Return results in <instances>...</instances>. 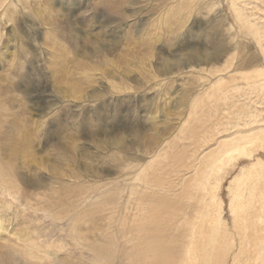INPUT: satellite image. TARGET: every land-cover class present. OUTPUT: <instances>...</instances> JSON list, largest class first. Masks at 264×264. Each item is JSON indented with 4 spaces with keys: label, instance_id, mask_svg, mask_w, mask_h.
Masks as SVG:
<instances>
[{
    "label": "rangeland",
    "instance_id": "374dc122",
    "mask_svg": "<svg viewBox=\"0 0 264 264\" xmlns=\"http://www.w3.org/2000/svg\"><path fill=\"white\" fill-rule=\"evenodd\" d=\"M17 1L7 0L0 8V45L7 41L6 38L16 41L19 36L23 38L20 31L24 29L36 40L32 47L23 42V48L30 47L35 54L33 58V54H22V66L7 64L0 55V140L2 135L6 138L12 134L19 135V129H14V124H18L30 135L34 146L30 150L25 149L20 140L22 136H16L20 141L17 143L14 140L17 149H20L26 162L14 161L13 170L1 164L0 159V218L5 220L7 228L16 234L29 235L32 241L23 242L15 235L7 234L8 238L1 242L0 264H135L129 254L137 243L140 244L137 253L143 262L146 259L144 255L150 259L154 257L155 245L150 243L159 244L156 232L163 231V226L168 224L166 218L158 226L154 218L169 216L173 209L185 205L186 201L197 203L201 193H205L207 199L204 211H209L212 219L220 213L222 230L230 235V239L223 238L225 244L217 257L227 258V264L241 261L243 255L240 253L237 258L241 257L233 260L240 247V241L234 239V235L241 227L242 232H245L247 225L245 221H239L238 209L242 204L250 205L251 210L256 208L254 219H257V214L264 215V140H255L245 145L244 149L239 147L230 156L222 157L216 173L215 166H212L208 181L206 177L210 167L205 157L217 150V143L231 141L237 133L264 130V90L251 94V89H248L243 79V76L256 77L258 70H264V54L255 39L241 31L233 11V7L239 8L253 24L262 26L264 0H65L64 5H61L62 0H23L5 15V7ZM58 2L67 9L60 16L52 9L57 8ZM51 3L53 7L49 5ZM9 14H12V19ZM63 14L72 15V18L67 15L65 18ZM26 18L37 26L42 25L43 30L32 32L28 27L32 25L27 24ZM168 24H172V32L167 31ZM198 32L200 35L197 36ZM206 33L210 39L205 38ZM197 38L200 45L210 50L219 39L226 44H234L229 52L232 60H229V54L223 57V60H228L230 67L221 76L207 74V70L202 71L200 68L192 71L175 70L173 75L160 71L156 54L170 58L162 47L169 46L173 50L182 46L180 48L185 50ZM262 44L264 47V41ZM252 55L259 61L250 65L247 58ZM221 64L224 61L219 60L204 67L219 69L223 68ZM36 68H40V72ZM107 70L116 73L115 79L109 78L114 80L117 88L108 91L100 99L105 101L104 104L83 101L95 83L102 81L103 85L106 84ZM220 77L224 78L223 90L217 87ZM261 78L264 79V75ZM170 79L174 80L171 84L168 83ZM231 79L236 81L228 83ZM144 83L156 87L151 97L158 94V98H161L160 104L148 108V113L156 112L155 115H159L163 109L167 113L173 112L170 120L174 121L178 129L167 140L172 146L170 149L164 143L168 135L166 124L160 122V116L153 119L154 115L151 114L152 119L145 116L141 118L140 107L150 104L146 94L148 91L141 87ZM235 86L241 91L233 92ZM60 89L64 91L59 92ZM95 89L98 90V86ZM175 90L182 91V98L186 99L183 106L178 108L173 107L176 102L170 101L165 94ZM247 93L257 101L252 104L255 107L257 103L255 108L260 117L255 118L250 127H243V124L240 125L243 122H239L238 118L247 110ZM31 94L36 96L34 100ZM141 95L144 98L142 102ZM219 95L224 98L219 99ZM64 96L70 100H64ZM196 96L201 98L198 114L189 117L188 107ZM58 104L62 109L45 115L49 108L53 109ZM114 111L122 112V116L116 112L114 114ZM153 127L160 130L153 131ZM116 129L127 134L125 150L102 151V146L108 145L109 141V137L104 134ZM131 130L137 131L142 141L134 143ZM197 136L200 139L196 144ZM194 150L199 154L196 170L186 174L183 172L184 177L182 174L174 176L172 171L192 157ZM157 154L159 157L154 159ZM201 160L205 164L204 176L200 175ZM38 162H43L44 169L38 166ZM55 162L61 168L60 180H56L49 172ZM139 168L144 169L136 171ZM136 172L140 173L138 177ZM23 175L30 177L29 184L22 183L25 180ZM193 175L194 178L189 180ZM156 181L170 187L166 193L156 194L155 198L160 200L151 203L155 198L147 197L154 195V192L145 187L146 183ZM41 183H45L42 188ZM117 183H126V189L121 193L125 206L129 207L125 213L127 215L119 223L116 221L117 212L102 214L97 209L89 215L82 205L78 204L76 208L68 200L69 191L76 187L103 184L114 189L106 194L114 198ZM132 185H137L139 192H142L144 210L140 218L145 220L142 225L152 232V237L139 242L134 240L133 244H129V237L136 239L143 236H138L136 232L131 234L133 222L138 216L137 202L141 196L128 198V189ZM24 189L29 192V197L20 200ZM102 189L108 190L105 186ZM16 190L19 196L12 195ZM56 195H61L65 202L58 201L56 204ZM61 202L66 203L73 212H69ZM151 207H163V211L153 213ZM76 213V221H69V215ZM88 216L92 218L88 219ZM254 222L258 223L257 220ZM258 224L259 234L264 238V222ZM231 243L233 250L228 254ZM97 247H104L111 253L106 263L95 261L97 257L93 260L94 252H98ZM146 251H149L148 254H145ZM143 264L151 262L145 260Z\"/></svg>",
    "mask_w": 264,
    "mask_h": 264
},
{
    "label": "bare ground",
    "instance_id": "6f19581e",
    "mask_svg": "<svg viewBox=\"0 0 264 264\" xmlns=\"http://www.w3.org/2000/svg\"><path fill=\"white\" fill-rule=\"evenodd\" d=\"M18 2H24V1L18 0L17 2H15V3L12 2L9 6L5 7V8H7V9H4L6 11L5 15L7 12L10 13V10L12 11L13 7H17ZM60 2H61V5L66 4L65 0H62ZM60 2H58L57 8H54L52 3L49 4L50 6L53 7L52 9H54L56 13H59V16L62 13H64L65 11H67V9H65L63 6L60 5ZM6 3H7V0H0V8L2 6H4ZM233 5L235 6V3H233ZM190 9H191V7H190ZM176 10L178 11L177 8H176ZM233 11H234V14L236 15V19H237L238 23H240L239 26H241L240 27L241 31H243V32L245 31L246 34H248L249 36H252L255 39V41L260 45L262 53L264 54V47L262 44V42L264 41V25L256 26L255 24H253L246 17V15L243 13V11L240 10L239 8L233 7ZM5 15H3V16H5ZM9 15L11 16V19H12L13 18L12 14H9ZM66 15L67 14H63V16H65V18H66ZM67 16H70V15H67ZM70 17L72 18V15ZM19 21L21 22L20 19H19ZM25 21H27V24L30 23L32 25V26H28L32 30V32L36 33V32H40L41 30H43L41 28L42 25L40 26L38 24L39 26H37L33 21H31L28 18H26ZM104 24L106 25L107 23H104ZM167 26H168L167 31L172 32V24H168ZM38 27L40 29L36 30V28H38ZM99 28H101V26ZM20 32H21V34H22L21 36H23V38L22 37L20 38V36L17 37L18 42L16 40H14L13 38H6L7 41H5L2 45H0V55L2 57V60L7 64H12V65L18 64V65L22 66L21 65L22 60L24 59L22 54H25V55L26 54L27 55L33 54L31 56V58L34 57V54H35L34 50L30 47L29 48H23L22 43L27 42V44H29L32 47V43H34L35 42L34 40H36V39L31 38L32 35L30 36L27 32H24V29L21 30ZM17 34H19V32H17ZM37 34L40 35L41 33H37ZM167 34H169V33H167ZM198 35H200L199 32H198L197 36ZM197 36L193 37V39H195ZM24 37H25L26 41H24ZM77 38L74 39V41H76ZM205 38L210 39L209 34H207L205 36ZM198 41H199V39L197 38V40H196L197 43L194 42V43L186 46V49H185L186 51L183 50L182 48H180L182 46L178 47L177 49H173V50H170L171 48L169 46L162 47V50L170 58H165L166 56L162 57V56H159L158 54H156L157 64L160 67V71L162 73H168L170 75H173L175 70L180 71V70L185 69L187 71H192V70H199L198 68H200L202 71H204V69L207 70V74L208 73L213 74V75L218 74V76L219 75L221 76L222 72H225V70H227L230 67L228 60H223V57H225L229 54V52L233 49L234 44L232 42L226 44L225 42H222L221 39H219V41L217 43L216 42L213 43L214 44L213 48H212V50H210V49L205 48L203 45H200L198 43ZM98 53H99V51H98ZM228 57H229V60H232V57H230V54ZM227 58H225V59H227ZM247 59H249L250 65H253L254 63L259 61L255 55L254 56L252 55L251 57H248ZM219 60L224 61V64H221L223 68L218 69V68L204 67V66L213 65L214 62H218ZM35 70L37 72H40V68H36ZM211 70L214 71L215 73H212ZM263 71L258 70L256 72L258 74V76L253 77V78L243 76V79L248 84V89H251V94L254 91L264 90V79L261 78L262 75H264ZM131 72L132 71L128 72V74H130ZM109 77H111L112 79H115L116 73L114 71L107 70V74L105 77V82L107 85L106 84L103 85L102 81L100 83L98 81V83H95L96 85H94V86L95 87L98 86L99 89L97 90L94 87L90 91L88 96H86L87 99H84L83 101L87 100V101H90V103L91 102H94V103L98 102L99 104H104L105 101H101L100 99H102L104 97L105 93H108V91L113 90L114 88H117L114 80H110ZM173 81H174L173 79H170L168 83L171 84ZM235 81H236L235 79H231L228 83H233ZM91 82H93V81H91ZM217 84H218L217 87L219 88V90H223L222 86L224 84V78L220 77V79H218V81H217ZM141 87L148 91L146 93V94H148V97H149L147 100L150 101V104H147L145 106L140 107L141 118L145 116V117L152 119L151 114L154 115L153 119L160 116V118H161L160 122L166 124L165 130H167L166 135H168L165 138L164 143H167V148L170 149V148H172V146H170V144L167 140L170 137H172L173 133L178 129V126H176V124H173L174 121L170 120V118H171L170 116H172L173 112L170 111L167 113V112H164L165 109H163L164 111H162L160 109L161 111H160L159 115H155L156 112L148 113V108L150 106L154 107V106L160 104L159 101L161 100V98L160 99L158 98V94L157 95L154 94L151 97V94L155 92L154 89L156 90L155 86L151 87L147 83H144ZM2 88H4V87H2ZM127 89H129V88H126L125 90H127ZM239 90L241 91V88H239V87L237 88L235 86V88H233V92H235V93L239 92ZM61 91H64V90L60 89L59 92H61ZM56 92L58 93V89ZM165 94L170 101L176 102L175 103L176 105H173V107H176V108L183 106V104L186 100V99L182 98V97H184V94L182 91H179V90H175V92H173V93L165 92ZM251 94L247 93V96H246V100L248 103H245V107L247 108V110L243 111V114L238 118L239 122H241V121L243 122V123H240V125L243 124V127H250L253 123V120L257 117H260V115L258 114V112L255 108L257 103L254 107L252 104V102L254 101L253 100L254 98L249 97V96H251ZM7 95H9V94H7ZM28 96H29V94H28ZM241 96H245V95L241 94ZM30 97H32L33 100L36 98V96H33L32 94ZM218 97H219V99L224 98V97H221V95H219ZM225 97H227V96H225ZM68 98H69L68 96H64V100H66V99L70 100ZM200 99H201L200 97L196 96V98L189 105V107H188L189 117H192V116L198 114L197 109H198V102L200 101ZM142 101H144L143 95H141L140 102H142ZM255 102H257V101H254V103ZM35 103L36 102L34 101L33 105H35ZM59 104L56 107H54L53 109L49 108V111L45 112V115H50V114L56 113L55 110L58 108L62 109L61 106H59ZM30 105H31V103H30ZM1 109L2 108L0 107V111H1ZM242 109H244V108H242ZM115 112L117 114H119V116H122L121 115L122 112L118 113L117 111H114V114H115ZM259 113H260V111H259ZM114 118H115V115H114ZM181 122H182V120L179 121L178 124L180 125ZM239 122H238V124H239ZM235 127L236 126H234V128ZM237 127H238V125H237ZM0 128H1V125H0ZM14 129H17V130L19 129V135L18 134H15V135L12 134V136L8 137V138H6L7 136L2 135V139L0 140L1 164L3 163L6 166L8 165L9 166L8 169L14 168V161L21 160V162H23V163L26 162V158H24V155L22 154L20 149L19 150L17 149V145H16L14 140H16L17 143L19 140L16 139V138H18L16 136H22L20 138V140L23 141L25 149L30 150V148L32 146H34V141L31 140L30 135L28 133H26V131L23 130L22 126L19 127L18 124H14ZM10 130H12V129H10ZM152 130L158 131L160 129L158 127H153ZM113 132L116 133V136ZM131 132L134 135V143L137 144L140 141H142V139L140 138L137 131L134 132L131 130ZM125 133L126 132L119 131L118 129H116L115 131L110 130L109 132H106L104 134V136L109 137V141H108V145L102 146V148H103L102 151L108 152L109 150H111V151L112 150H116V151L117 150H121V151L125 150V148H126L125 137L127 135ZM113 135H114V137L111 138V136H113ZM191 138H193L195 140L194 137H191ZM204 138L207 139L208 137L204 136ZM89 139L92 141V137H90ZM199 139H200V136H197L196 140H195L196 144L198 143ZM255 140H264V130L257 131V132L252 130L251 133H246V134L237 133L231 139V141L227 140L225 142L217 143L218 144L217 150L209 152L207 157H205L207 160V164H209V167H210L208 169L210 172L207 173L206 181H208L210 179V176L212 174V171H211L212 166H215L214 172L216 173V169L218 167V164L221 161L220 159L223 160L222 157L230 156L231 153L233 151L238 150L239 147H242L244 149L245 145H248L250 143H254ZM185 147H189V146H185ZM224 148H226L227 150H225ZM69 151L72 152L73 154L76 153V152H73L71 150H69ZM33 152H34V149L31 153H33ZM193 154L194 155L192 157H188L186 159V161L183 162L182 166H180V167L176 168L174 171H172L174 173L173 174L174 176H179L183 172L186 174V173L193 171L195 169L197 156L199 157V154H198L197 150H194ZM158 157H159V155L157 154L154 156V159H157ZM154 159L152 161H154ZM39 160H41V159H39ZM201 164H202V170L200 172V175L204 176L206 170H205V164H204V162H202V160H201ZM4 165H3V167H5ZM38 166L42 167L44 169L43 162H38ZM181 167H183V168H181ZM140 169H141V171H143L144 168H139L136 171H139ZM49 172L54 176V178L56 180H60V178L62 177V172H61V168L59 166V163H56V162L53 163ZM139 174L140 173L136 172V174H135L136 177H138ZM185 174H182V177H184ZM194 175L190 176L189 180L194 178ZM23 176H25V175H23ZM133 177H135V176H133ZM29 178H27L25 176V180H23L22 183H25V184L28 183L29 184L31 181ZM2 180H3V178H2ZM136 180H138V178ZM125 181H127V179ZM156 182L157 183H146V187H145L146 190H152L154 192V195L148 196L147 198H155L157 196L156 194H160V192L166 193L167 189L170 187V186L165 187L164 183H160L159 181H156ZM203 184H205V183H202L201 185H203ZM44 185H45V183H41V188ZM58 185L63 186L62 183H58ZM121 185H124V186H121ZM125 185H126V183H117L116 184L117 193H116V196L114 198H113V196L111 198H109L110 194L106 195L107 193H110L112 190H114L113 188H108L107 184H103L102 186L91 185L88 188H83L82 186H79V187L74 188L72 191H69L68 200H70L72 202V204L75 205L76 208H77L78 204L82 205L83 209L88 210L89 215L94 214L95 210H97V209H99V212L102 214H105V213L106 214L107 213L112 214V212H115V213L117 212L118 219L116 221H117V223H119L127 215V214H125L126 209L129 208V207L125 206L126 203H125V200H124L122 193H121L122 191H124L126 189ZM32 186H34V185H32ZM104 186L108 190L105 191V189H102V187H104ZM187 186H188V183H187ZM154 187H158V188L154 189ZM26 190L27 189H24V191H22L20 196H19L18 190H16V192H12V195L13 194L18 195L19 199L21 200L22 198L29 197V192ZM128 194H129L128 198H133L134 195H139V196L141 195L140 198L138 199L139 201L137 202V208H136V214L138 216H137L136 220H134V222H133L131 234L136 232L138 236L140 234H143V236L141 238L136 237V239H134L132 236L129 237V241H128L129 244H133L134 240L139 242L143 238L150 239L152 237V232L145 229V225H142L145 220H143V218H140V213L142 210H144L143 209V207H144L143 203L144 202L142 199V192H139L137 185H132L131 188L128 189ZM157 199H159V198H155L154 200H152L151 203H155V200H157ZM56 201H57L56 204H58V201L65 202L62 199L61 195H56ZM24 202L26 204L25 200H24ZM62 202H61V204L66 205V203H62ZM52 204H54V203H52ZM19 205H21V204H19ZM206 205H207V199L205 198V193H201V197L197 203L186 201L185 205L178 206L175 209H173L170 212L169 216H167V215L165 217H163L161 215L156 216L154 218L156 225L160 226L166 220V218L168 219V224L163 226V231L159 230L160 232H158V231L156 232L157 237L159 239L158 245H156L154 242L150 241V242H152L150 244L155 245L153 248L154 257L150 259V258H147L148 256L144 255V258H146L145 260H149L151 262V264H227V262H228L227 258H223L221 256L217 257V255H218L219 251L224 247L225 242H224L223 238L227 237L230 239V235L227 231L222 230V224L219 221L220 213L216 214L215 219H212V215L209 213V211L208 212L204 211V209L206 208ZM52 206H54V205H52ZM59 206H61V205H59ZM45 207L47 209L46 205H44V208ZM65 207L68 209L69 212H73L71 209H69V206L66 205ZM51 209H52V207H51ZM151 209H152L153 213L163 211V207H151ZM255 209L251 210L250 205L242 204L240 206V208L238 209V212H237L239 215L238 216L239 221H245L244 224L247 225L245 232H242V230H243L242 227L240 229H237L235 235L238 238L234 235V239L240 241V247L238 249L237 255L234 257L233 260H235V258H237L240 254L243 255V259L241 261H237V264H263L264 263V258H263V256H264V246H263L264 238L259 234V227H257L258 223L261 224L262 222H264V215H262L261 213L257 214V215H255V217H257V219L256 218L254 219L253 213H254ZM48 210L50 211V209H48ZM77 217H78V213H76L73 216L69 215V221H71V222L73 221V223H74L76 221ZM90 217L91 216H88V219ZM60 218H61V216H60ZM254 220H257L258 223H255ZM4 221L0 218V249L3 247L1 244L2 240H5L6 238H8L7 234H10V235L13 234L20 241H23V242H26L28 240L32 241V237H29V235H22V234L14 233V231L7 228V226L4 224ZM14 223H15V221H14ZM23 224H24V222H23ZM76 230H79V228ZM150 230L154 231L155 229L150 228ZM124 232H125V229H124ZM232 237H233V235H232ZM228 245H229V242H228ZM231 245L232 246L228 250V254H229V252H231V250H233V248H232L233 244L231 243ZM139 246H140V244L137 243V246L129 254L130 260L132 262H134L135 264H143V262L145 261L144 260L142 262L141 257H139V253H137ZM250 246H254L255 248H250ZM97 249H98V252H94L93 260L96 259V257H97V260H95V261L99 260V261H103V263H106L107 260L109 258H111V256H112L111 253L108 252L107 249H105L104 247L103 248L97 247ZM148 252L149 251H146L145 254H148ZM0 253H1V251H0ZM157 257H158V259H157ZM225 257H226V255H225ZM216 258L220 259V260H217ZM239 258H237V259H239Z\"/></svg>",
    "mask_w": 264,
    "mask_h": 264
}]
</instances>
